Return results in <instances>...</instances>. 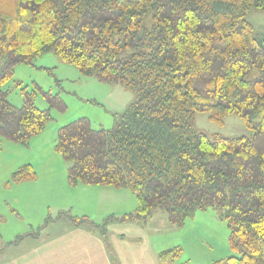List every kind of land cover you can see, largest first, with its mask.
I'll return each instance as SVG.
<instances>
[{
  "label": "trees",
  "instance_id": "16d2710c",
  "mask_svg": "<svg viewBox=\"0 0 264 264\" xmlns=\"http://www.w3.org/2000/svg\"><path fill=\"white\" fill-rule=\"evenodd\" d=\"M251 9L264 13V0H0L1 136L27 144L52 119L28 92L20 107L7 99L3 85L18 63L53 51L86 76L125 85L137 100L112 128L80 117L59 128L55 147L70 163L71 186L127 189L137 208L101 224L71 220L106 237L109 224L144 225L158 209L182 227L216 207L241 253L216 264H264V38L246 19ZM48 98L66 108L59 96ZM202 112L218 124L237 113L254 135L198 131L192 120ZM36 177L25 164L11 180ZM180 253L164 250L159 259Z\"/></svg>",
  "mask_w": 264,
  "mask_h": 264
},
{
  "label": "rangeland",
  "instance_id": "374dc122",
  "mask_svg": "<svg viewBox=\"0 0 264 264\" xmlns=\"http://www.w3.org/2000/svg\"><path fill=\"white\" fill-rule=\"evenodd\" d=\"M246 19L254 26L256 37L264 38V13L251 9ZM130 52L132 50L123 51L120 56ZM3 90L8 92L7 99L15 107L24 104L25 92L32 94L35 105L42 110H50L52 119L27 144L0 134V258L17 256L27 249L30 240L18 246L7 245L19 237H56V232H61L60 228L66 230V224L77 227L70 215L76 218L88 216L101 224L110 215L121 217L135 211L137 198L129 190L119 192L115 187L104 190L102 187L105 186L90 184L71 186L68 182L70 163L57 152L55 145L59 128L80 117L89 118L96 129L112 128L137 100L136 91L120 83L86 76L53 51L36 57L33 63H18ZM48 94L59 96L66 108L51 106ZM192 125L208 135L249 138L254 135L237 113L227 115L223 124L210 120L206 112L196 113ZM25 164L34 167L37 177L13 182L12 174ZM221 215L222 210L216 207L198 210L184 226L177 227L170 223L165 211L158 209L144 225L135 224L141 235L129 231L123 238L119 237L121 246L127 256L134 255L139 243L143 242H146L144 248L148 249L145 252L154 253L157 257L164 250L181 249L180 256L172 261L161 262L159 259L162 264H216V261L231 256H241L231 247V230ZM78 227L91 228L87 223ZM95 232L102 237L98 231ZM112 248L116 250L114 244ZM130 262L139 264L135 259Z\"/></svg>",
  "mask_w": 264,
  "mask_h": 264
},
{
  "label": "crops",
  "instance_id": "0c3cea01",
  "mask_svg": "<svg viewBox=\"0 0 264 264\" xmlns=\"http://www.w3.org/2000/svg\"><path fill=\"white\" fill-rule=\"evenodd\" d=\"M102 188L112 190L111 188L114 187ZM114 189L119 192L123 190V188ZM135 224L137 223H112L107 228L106 237L101 238L90 228V230L78 226L74 228L66 224L64 226L66 230L62 231L60 228L61 232L57 231L56 237L30 236L13 244L18 246L30 240L24 252L17 256L9 255L0 258V264H132L131 259L139 261V264H162L159 262V255L157 257L154 253L145 252L148 250L144 248L146 242L139 243L138 251L134 252V255L125 254L121 246V238L125 236V233L132 231L135 235H141ZM112 244L115 245L116 250L112 248Z\"/></svg>",
  "mask_w": 264,
  "mask_h": 264
}]
</instances>
